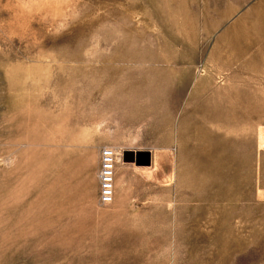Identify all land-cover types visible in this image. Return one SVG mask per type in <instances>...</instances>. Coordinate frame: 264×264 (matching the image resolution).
Returning a JSON list of instances; mask_svg holds the SVG:
<instances>
[{"label":"rangeland","instance_id":"374dc122","mask_svg":"<svg viewBox=\"0 0 264 264\" xmlns=\"http://www.w3.org/2000/svg\"><path fill=\"white\" fill-rule=\"evenodd\" d=\"M0 264H264V0H0Z\"/></svg>","mask_w":264,"mask_h":264},{"label":"built area","instance_id":"2783aa9c","mask_svg":"<svg viewBox=\"0 0 264 264\" xmlns=\"http://www.w3.org/2000/svg\"><path fill=\"white\" fill-rule=\"evenodd\" d=\"M120 157L109 146H103L99 150V170L97 172L98 180V200L101 204H109L113 198V172L114 164Z\"/></svg>","mask_w":264,"mask_h":264},{"label":"crops","instance_id":"0c3cea01","mask_svg":"<svg viewBox=\"0 0 264 264\" xmlns=\"http://www.w3.org/2000/svg\"><path fill=\"white\" fill-rule=\"evenodd\" d=\"M119 170V172L117 171ZM123 168H121V166H119L118 164L115 165V172H114V192L116 187L119 185V182L121 181V179L123 178Z\"/></svg>","mask_w":264,"mask_h":264},{"label":"bare ground","instance_id":"6f19581e","mask_svg":"<svg viewBox=\"0 0 264 264\" xmlns=\"http://www.w3.org/2000/svg\"><path fill=\"white\" fill-rule=\"evenodd\" d=\"M116 164H118L119 166H121V168H124V163L121 161V158L120 157L116 160V162L114 164V172H115V165ZM114 172H113V184H112V186H113V195H114V179H115Z\"/></svg>","mask_w":264,"mask_h":264},{"label":"water","instance_id":"95a60500","mask_svg":"<svg viewBox=\"0 0 264 264\" xmlns=\"http://www.w3.org/2000/svg\"><path fill=\"white\" fill-rule=\"evenodd\" d=\"M122 160L123 161H128V159L126 158V152L122 153Z\"/></svg>","mask_w":264,"mask_h":264}]
</instances>
